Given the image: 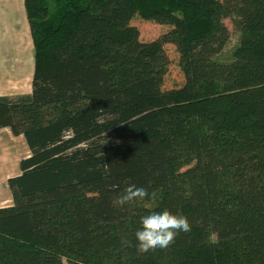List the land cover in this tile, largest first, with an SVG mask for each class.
<instances>
[{
	"label": "trees",
	"instance_id": "obj_1",
	"mask_svg": "<svg viewBox=\"0 0 264 264\" xmlns=\"http://www.w3.org/2000/svg\"><path fill=\"white\" fill-rule=\"evenodd\" d=\"M23 2L32 89L0 97V130L29 154L0 264H264V0ZM135 17L170 29L142 42ZM225 19L239 43L221 63ZM165 45L184 78L169 90ZM133 184L149 197L115 205ZM165 209L191 231L139 253L141 218Z\"/></svg>",
	"mask_w": 264,
	"mask_h": 264
},
{
	"label": "rangeland",
	"instance_id": "obj_2",
	"mask_svg": "<svg viewBox=\"0 0 264 264\" xmlns=\"http://www.w3.org/2000/svg\"><path fill=\"white\" fill-rule=\"evenodd\" d=\"M11 15L13 16L11 17ZM223 22L229 31V39L223 50L215 59L221 63H227L231 60V54L239 43V32L233 28L230 19H225ZM131 24L138 29L139 39L142 42L154 41L170 29L169 26L158 25L151 21H144L138 17H135L131 21ZM14 25H20L18 17L13 13L5 15L1 13L0 10V48L5 47L6 44L10 45V49L13 48L15 34L13 33L12 27ZM5 35H10V42L7 41L3 43ZM164 49L169 59V65L163 79L162 88L163 90H169L181 86L184 78L178 64L179 56L175 47L172 45H165ZM22 56L25 57L24 53L22 55L14 54V57L17 58L16 61L21 60ZM28 154V148L23 136H13L9 129L0 130V181L4 182L6 177L18 175L19 162L21 159L28 156ZM5 186L8 188L7 184ZM1 204L6 205V202H2ZM63 264H67L65 260Z\"/></svg>",
	"mask_w": 264,
	"mask_h": 264
},
{
	"label": "crops",
	"instance_id": "obj_3",
	"mask_svg": "<svg viewBox=\"0 0 264 264\" xmlns=\"http://www.w3.org/2000/svg\"><path fill=\"white\" fill-rule=\"evenodd\" d=\"M0 10L5 15L13 13L20 22L19 26L12 27L15 34L13 48L10 49L9 44L0 48V97L15 98L28 95L32 89L34 47L24 2L23 0H0ZM7 41H11L10 35L4 36L3 43ZM23 53L25 57L22 56L21 60L16 61L14 54L22 55ZM10 177H6L4 182L0 181V208L12 205L9 187L5 186ZM2 202H6V205H2Z\"/></svg>",
	"mask_w": 264,
	"mask_h": 264
},
{
	"label": "clouds",
	"instance_id": "obj_4",
	"mask_svg": "<svg viewBox=\"0 0 264 264\" xmlns=\"http://www.w3.org/2000/svg\"><path fill=\"white\" fill-rule=\"evenodd\" d=\"M149 195L145 188L129 185L124 194L115 199L114 204L124 206L137 200H144ZM154 195L151 194L153 197ZM190 231L191 224L185 216L173 214L167 209L152 212L141 218V228L135 233L137 251L144 254L155 249H166L174 243L178 233ZM216 235L213 233L214 237Z\"/></svg>",
	"mask_w": 264,
	"mask_h": 264
}]
</instances>
